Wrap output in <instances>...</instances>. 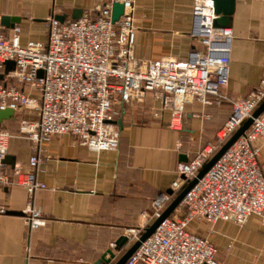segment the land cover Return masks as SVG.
<instances>
[{
    "label": "built area",
    "instance_id": "obj_1",
    "mask_svg": "<svg viewBox=\"0 0 264 264\" xmlns=\"http://www.w3.org/2000/svg\"><path fill=\"white\" fill-rule=\"evenodd\" d=\"M114 1L123 5L116 20H112ZM133 9L134 0H103L77 18L61 21L52 13L46 17L47 38L24 44L19 25L6 31L0 24V109L12 108L14 115H19L17 131L29 137L33 147L27 168L14 165L6 173L11 132L0 126V184L25 188L22 217L28 230L47 222L35 202V193L45 187L38 171L44 156L42 145L52 136L69 133L74 143L88 149L115 150L120 137L118 118L125 108L143 104L149 93L160 99L159 105L151 106V114L161 118L168 110L172 128L181 127L189 101L204 106L228 102L230 115L214 139L191 159L179 161L168 189L151 199V215L157 217L264 100V76L246 95L232 97L228 93L234 32L231 26L214 24L213 0H193L190 35L201 46L192 47L185 58H137ZM7 59L14 60V68L4 72ZM25 112L34 117H25ZM257 141L264 142V110L253 117L245 132L197 179L124 264H221L217 247L189 225L196 219L209 223L224 219L242 225L251 214L258 215L264 224V171L259 165ZM7 210L0 204V213ZM126 232L133 242L142 231L128 228ZM115 246L110 242L113 259L118 251Z\"/></svg>",
    "mask_w": 264,
    "mask_h": 264
},
{
    "label": "crops",
    "instance_id": "obj_2",
    "mask_svg": "<svg viewBox=\"0 0 264 264\" xmlns=\"http://www.w3.org/2000/svg\"><path fill=\"white\" fill-rule=\"evenodd\" d=\"M100 1L0 0V17L19 16L14 25L20 26L24 44L47 38L48 15L72 18L75 12L80 16ZM192 4L193 0H134V55L185 58L192 47H200L199 40L190 35ZM3 26L6 31L12 27ZM230 26L234 38L227 91L239 97L264 76V0H236ZM24 88L28 90L27 85ZM159 104L160 99L149 93L143 104L124 109L117 120L118 149L91 150L74 143L69 133L43 143L38 177L45 187L36 191L35 202L47 218L45 225L28 230L19 213L26 201L25 188L0 184V204L8 208L0 213V264H94L128 228L142 231L156 218L151 215V199L168 189L177 163L191 159L212 141L230 115L228 102L204 106L189 101L181 127L172 128L168 110L161 118L151 114V106ZM24 116L33 118L34 114L25 112ZM18 119L19 115H13L0 121L11 132L6 173L14 165L27 168L33 151L31 139L17 131ZM257 143L264 171V142ZM189 227L217 247L221 264H264V224L256 214L242 225L196 219ZM131 243L128 240L118 249L116 259Z\"/></svg>",
    "mask_w": 264,
    "mask_h": 264
},
{
    "label": "water",
    "instance_id": "obj_3",
    "mask_svg": "<svg viewBox=\"0 0 264 264\" xmlns=\"http://www.w3.org/2000/svg\"><path fill=\"white\" fill-rule=\"evenodd\" d=\"M215 13L217 16L214 19V24L217 26H230V21L232 17V13L235 7L236 0H213ZM123 11V5L120 1H114L112 4V20L118 19L119 15ZM59 20L63 21L66 17L65 14L56 15ZM79 17L78 13H73L72 18ZM19 20V16L17 15H8L3 14L0 17V23L9 27L13 26L15 21ZM14 68V60L7 59L5 61V69L4 72H7L9 69ZM3 77V73L0 74V78ZM264 110V100L258 105V107L252 112L251 116H248L240 126L230 135V137L219 147V149L203 164V166L198 170L196 175L188 181V183L181 188V190L175 194L172 200L166 205V207L162 210V212L147 226L144 227L142 232L139 234V237L133 241L129 247L117 258L114 259L115 256L114 250L109 247L94 264H124L126 259L130 256V254L139 246L142 240L148 237L157 224L166 216H168L180 203L184 194L190 189V187L197 181L199 177H201L210 167L211 165L223 154V152L241 135L245 132L247 127L251 124L254 116H257ZM14 115V110L12 108L0 109V121L3 118H9ZM11 158L7 154L5 157V162L9 161ZM12 161V160H11ZM171 191V190H168ZM14 212V211H10ZM22 214V211L19 212ZM128 241V236L126 234L120 235L115 240V249H119L122 245H124Z\"/></svg>",
    "mask_w": 264,
    "mask_h": 264
},
{
    "label": "rangeland",
    "instance_id": "obj_4",
    "mask_svg": "<svg viewBox=\"0 0 264 264\" xmlns=\"http://www.w3.org/2000/svg\"><path fill=\"white\" fill-rule=\"evenodd\" d=\"M45 25V23H43V26ZM19 120V119H18ZM18 124H19V121H18Z\"/></svg>",
    "mask_w": 264,
    "mask_h": 264
}]
</instances>
